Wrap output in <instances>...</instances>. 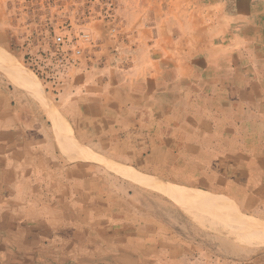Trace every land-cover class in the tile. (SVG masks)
Here are the masks:
<instances>
[{"label":"crops","instance_id":"obj_1","mask_svg":"<svg viewBox=\"0 0 264 264\" xmlns=\"http://www.w3.org/2000/svg\"><path fill=\"white\" fill-rule=\"evenodd\" d=\"M193 10L108 64L0 68V264H264V0Z\"/></svg>","mask_w":264,"mask_h":264},{"label":"rangeland","instance_id":"obj_2","mask_svg":"<svg viewBox=\"0 0 264 264\" xmlns=\"http://www.w3.org/2000/svg\"><path fill=\"white\" fill-rule=\"evenodd\" d=\"M140 1L147 8L149 19L143 12L133 16L127 9L129 4ZM205 3L208 0H0V68L20 75L28 83L31 78L39 82V64L49 63L48 69L56 75L67 71L74 65L56 71L53 62L46 60L57 34L68 37L70 43L65 48L69 49L79 39L84 51L78 63L108 64L119 59L114 54L123 53L128 44L153 39L152 15H159L161 20L173 21L182 16L204 21L205 14L193 9ZM82 32L88 34L87 39L81 37ZM212 212L214 216L218 213L214 207ZM258 224L262 235L255 241L264 245V223ZM248 228L245 225L246 231ZM252 242V237H246V243Z\"/></svg>","mask_w":264,"mask_h":264},{"label":"built area","instance_id":"obj_3","mask_svg":"<svg viewBox=\"0 0 264 264\" xmlns=\"http://www.w3.org/2000/svg\"><path fill=\"white\" fill-rule=\"evenodd\" d=\"M81 37L84 39L88 38V34L82 32ZM78 40L75 41L77 43L74 48L69 49L65 48L70 41L68 40V37L63 34H57L55 35V39L53 40V46L48 50L49 53L47 55L48 58L51 59L52 67L54 66L53 70H62L67 65H75L79 62V57H81L83 53V48L78 44ZM39 70V69H38ZM40 71V70H39ZM42 72V71H41Z\"/></svg>","mask_w":264,"mask_h":264},{"label":"bare ground","instance_id":"obj_4","mask_svg":"<svg viewBox=\"0 0 264 264\" xmlns=\"http://www.w3.org/2000/svg\"><path fill=\"white\" fill-rule=\"evenodd\" d=\"M230 227H231V226H230ZM230 227H229V228H230ZM227 230H228V229H227ZM232 232H233V231H232ZM234 232H235V231H234ZM237 232H238V230H237ZM226 233H227V232H226ZM230 233H231V232H230ZM227 234H229V233H227ZM231 235H232V234H231Z\"/></svg>","mask_w":264,"mask_h":264}]
</instances>
